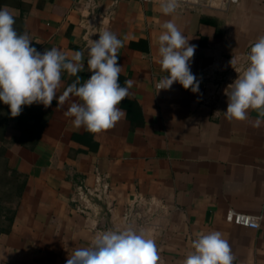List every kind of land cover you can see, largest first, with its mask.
Returning a JSON list of instances; mask_svg holds the SVG:
<instances>
[{"label":"crops","instance_id":"0c3cea01","mask_svg":"<svg viewBox=\"0 0 264 264\" xmlns=\"http://www.w3.org/2000/svg\"><path fill=\"white\" fill-rule=\"evenodd\" d=\"M162 2L0 0L41 52L56 47L71 56L86 48V31L114 32L124 41L119 83L133 82L118 106L124 117L99 134L75 129L64 115L78 98L56 109L75 79L67 73L51 106H23L22 121L0 101L2 153L21 181L12 220L0 223V264H66L99 233L127 227L154 239L158 264H183L198 234L212 231L228 241L233 264H264V118L249 109L247 119L227 120L228 85L217 89L248 65L264 36V0L189 1L171 15ZM166 21L196 45L190 68L198 93L178 82L158 92L167 75L158 51ZM86 60L82 82L91 75ZM96 188L99 197H80V189ZM229 209L259 217L260 226L232 222Z\"/></svg>","mask_w":264,"mask_h":264},{"label":"clouds","instance_id":"9594fccd","mask_svg":"<svg viewBox=\"0 0 264 264\" xmlns=\"http://www.w3.org/2000/svg\"><path fill=\"white\" fill-rule=\"evenodd\" d=\"M179 7V0H163L160 10L171 15ZM14 11L7 5L0 8V101L10 108L12 117L22 112V106L34 103L51 106L61 87L62 75L75 79L58 95L57 110L63 108L72 97L64 112L72 117L75 129L83 127L92 134L113 128L125 113L118 107L130 95L131 80L119 83L123 66L118 64V50L124 41L107 29L101 30L97 40L88 39L85 49L69 56L56 47L43 52L32 46L29 35L19 34L14 25ZM159 36V63L167 75L157 83L158 92L169 90L174 82L193 93L199 92L200 81L191 72L190 61L196 45H190L172 21L162 24ZM85 55L90 77L80 75L85 68ZM248 66L238 73L225 90L227 108L225 118L243 121L248 110H256L264 118V36L257 38L248 53ZM234 60L230 61L231 65ZM231 89V91H228ZM183 264H233L231 247L219 231L198 234ZM160 257L154 239L132 227L124 230H106L99 233L87 247L76 248L66 264H158Z\"/></svg>","mask_w":264,"mask_h":264},{"label":"built area","instance_id":"2783aa9c","mask_svg":"<svg viewBox=\"0 0 264 264\" xmlns=\"http://www.w3.org/2000/svg\"><path fill=\"white\" fill-rule=\"evenodd\" d=\"M142 2H147V1H153V0H140ZM189 1H199V2H204V3H210L213 0H179V3H186ZM231 3H238L239 0H228ZM99 31L95 30V29H90L88 31H86V38H85V46H87V42L88 39H93V40H97L99 38ZM248 65H245L242 69H237L234 68L231 70V74L230 75H226L221 82L217 83V89L220 90L221 86H223L224 84L229 85L231 84L236 78H238V73L242 74V72L245 70V68ZM231 91V89H230ZM101 184V183H100ZM103 187V192L105 193V191H107V187L105 185L102 186ZM100 189L96 188V189H86V191L80 189V197L86 199L85 197L89 194V195H96V196H100L102 193L99 192ZM83 210V209H82ZM227 217L234 223L239 224V225H243L246 227H251V228H258L260 226V221H259V217L253 216L251 214L248 213H242V212H238L234 209H229L228 213H227Z\"/></svg>","mask_w":264,"mask_h":264},{"label":"rangeland","instance_id":"374dc122","mask_svg":"<svg viewBox=\"0 0 264 264\" xmlns=\"http://www.w3.org/2000/svg\"><path fill=\"white\" fill-rule=\"evenodd\" d=\"M4 123L0 115V138L4 134ZM5 141H0V223L8 221V214L17 200L20 191V179L15 177L14 172L8 167L2 156ZM9 212V213H8ZM10 215V214H9Z\"/></svg>","mask_w":264,"mask_h":264},{"label":"trees","instance_id":"16d2710c","mask_svg":"<svg viewBox=\"0 0 264 264\" xmlns=\"http://www.w3.org/2000/svg\"><path fill=\"white\" fill-rule=\"evenodd\" d=\"M23 109H24V107L22 106V110H23ZM7 113H8V114L10 113V108H7ZM21 113H22V112H21ZM24 117H25V115L20 114L19 116L15 117V118H17V120L20 119V121H22L23 119H25ZM0 140H1V141L3 140V134H2V136H1V138H0ZM2 154H3L2 156L4 157L5 154H4V153H2ZM10 212H11V213L8 212V213L10 214V215L8 214V220H10V219L12 220V217H13V215H14V213H15V209H13V208L10 209Z\"/></svg>","mask_w":264,"mask_h":264}]
</instances>
